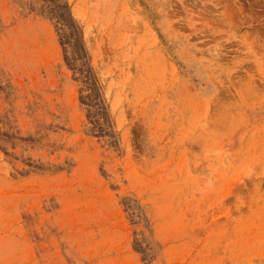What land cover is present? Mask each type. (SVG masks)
Instances as JSON below:
<instances>
[{
  "label": "rangeland",
  "instance_id": "1",
  "mask_svg": "<svg viewBox=\"0 0 264 264\" xmlns=\"http://www.w3.org/2000/svg\"><path fill=\"white\" fill-rule=\"evenodd\" d=\"M0 264H264V0H0Z\"/></svg>",
  "mask_w": 264,
  "mask_h": 264
}]
</instances>
